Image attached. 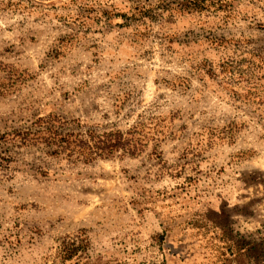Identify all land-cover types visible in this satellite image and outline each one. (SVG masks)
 <instances>
[{
  "label": "rangeland",
  "instance_id": "374dc122",
  "mask_svg": "<svg viewBox=\"0 0 264 264\" xmlns=\"http://www.w3.org/2000/svg\"><path fill=\"white\" fill-rule=\"evenodd\" d=\"M65 263L264 264V0H0V264Z\"/></svg>",
  "mask_w": 264,
  "mask_h": 264
},
{
  "label": "trees",
  "instance_id": "16d2710c",
  "mask_svg": "<svg viewBox=\"0 0 264 264\" xmlns=\"http://www.w3.org/2000/svg\"><path fill=\"white\" fill-rule=\"evenodd\" d=\"M37 123L38 129L26 133L22 138L23 143L43 144L52 150V155L66 154L68 157L76 156L87 162L108 157L120 150L135 155L146 139L143 135L145 132L143 126L134 128L126 135L116 131L104 134L91 133L89 137H85L83 133L75 134V132L63 130L64 122H61L57 117L40 118ZM78 251L79 247H76L75 244L64 245L62 252L66 255H63V258L72 260L78 255Z\"/></svg>",
  "mask_w": 264,
  "mask_h": 264
}]
</instances>
